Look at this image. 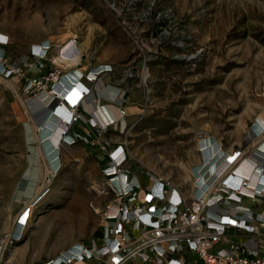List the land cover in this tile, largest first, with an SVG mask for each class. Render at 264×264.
Segmentation results:
<instances>
[{
  "label": "rangeland",
  "instance_id": "obj_1",
  "mask_svg": "<svg viewBox=\"0 0 264 264\" xmlns=\"http://www.w3.org/2000/svg\"><path fill=\"white\" fill-rule=\"evenodd\" d=\"M0 32L8 35L11 63L30 61L29 48L41 39L52 41L53 53L73 36L85 58L111 66L101 75L109 73L117 88L116 100L104 102L117 124L98 139L127 145L142 185L149 172L187 189L183 166L199 160L201 136L247 147L253 117L264 109V0H0ZM22 84L0 79V264H34L88 242L105 200L98 192L105 153L96 142L59 144L60 162L50 172L38 154L40 174L24 193L36 144L25 122L38 131L48 112L37 123L33 94ZM83 118L72 125L80 133L88 130ZM40 189L16 235V216Z\"/></svg>",
  "mask_w": 264,
  "mask_h": 264
},
{
  "label": "built area",
  "instance_id": "obj_2",
  "mask_svg": "<svg viewBox=\"0 0 264 264\" xmlns=\"http://www.w3.org/2000/svg\"><path fill=\"white\" fill-rule=\"evenodd\" d=\"M72 38L77 46L76 37L71 36L56 45L53 53V43L47 38L32 43L27 55L30 61L19 64L7 60L9 38L6 33L0 36V79H23L21 91L32 93L33 98L43 99L48 91L53 110L64 105L67 118L59 117L64 122L60 145L96 142L105 153L98 184V192L105 196L98 210L100 234L88 242H72L34 264H138L137 260L139 264H186V251L194 255V264H264L262 130L251 127L247 147L227 148L220 140L201 136L203 144L216 143L218 148L207 173L199 164L192 165L187 189L149 172H145L148 181L142 185L127 145L98 139L117 124L100 98L92 96L87 117L79 111L92 94V83L112 68L97 63L79 69L84 57L79 47L74 53L62 50ZM74 54L78 58L72 64L60 60ZM31 68L40 72L27 76L25 69ZM68 79L80 86L77 92L63 87ZM72 91L75 101L67 96ZM124 111V105L119 106L118 116H124ZM82 118L89 131L85 128L80 133L72 125ZM257 136L259 141L253 142ZM198 149L203 153L201 146ZM222 158L225 164L219 168L216 164ZM246 200L250 204H245Z\"/></svg>",
  "mask_w": 264,
  "mask_h": 264
},
{
  "label": "bare ground",
  "instance_id": "obj_3",
  "mask_svg": "<svg viewBox=\"0 0 264 264\" xmlns=\"http://www.w3.org/2000/svg\"><path fill=\"white\" fill-rule=\"evenodd\" d=\"M32 23H34V22H32ZM28 25H30V24H28ZM4 34L5 33L0 32V36H3ZM76 49H77V46H76L73 38L70 39L62 48L63 52H69V51L71 52L72 51L73 53L76 51ZM77 58H78V55L74 54V55L69 56V58H65V59L61 58L60 60H64L68 64H72L77 60ZM78 68L80 69L81 67H78ZM11 85H12V83H11ZM63 87H66V88L73 87V90L74 91L76 90L75 92H77V90H78L77 88H79L80 86H76V84L74 82H72V81H70V79H68V81L65 83V86H63ZM104 87L105 86H101V88H102L101 90L104 93V95L107 98L116 100L117 96L115 94V91H117V88L113 87V89L109 88V89L103 90ZM74 91L67 94L69 99L72 101L76 100V97H74V94H73ZM44 95L45 96L43 97V99L31 98L30 100H28V102L33 107H37V105L35 103H33V100H39V102L42 104V106L44 108H47L48 111H49V109H51V111L43 119L42 125L38 130L39 132L35 129V124L31 123L32 121L31 122L29 121L30 119H27L28 121L25 122L26 130H24V131H26L27 139H29V141L30 140L36 141V144L29 146L32 148L33 152L29 157L30 163L28 162L29 166H28L27 172H26L27 175L30 177V181H31L30 183L28 182L29 184L27 185L26 189L24 190V193H26V194H30L31 190L34 188V183L40 174V167L37 163L38 154L42 155V157L46 163V166H47L46 170H48L49 172L52 171V169L54 170L56 167H58L59 162H60L58 147H59V137L61 136L60 132H61V129L64 127V122L59 117L67 118V111H66L64 105H62V104H60L57 109L53 110V107L51 104L52 100L49 102V100L51 98L49 95V92L47 91V93H45ZM58 95H59V93H57V96ZM69 95H73V96L71 97ZM38 114H39V112H38ZM120 120H121V126L123 127L125 120H124V118H121ZM262 120L264 122V109H262L261 111L256 113L253 117L254 128H256L259 131L262 130V132L264 134V124L263 125L261 124ZM199 141L200 142L198 145L203 148V153H200V158L195 163L202 166V170H203L202 172H204V174H205L209 171V164L211 163L212 159L214 158V156L216 154L215 152L217 151L218 144H216V143H212V144L208 143V145L203 144V141L201 138ZM44 151H45L46 156H47L46 158L44 155ZM47 158H48L49 162L46 160ZM225 160H226L225 158L220 159V161L216 165L217 166L219 165L218 167L222 168L223 165L225 164ZM199 167H197V168L199 169ZM183 168L185 169V175L189 178L191 176L190 169H186V167H184V166H183ZM200 174L201 173H199V175ZM203 178H204V175H201L200 179H203ZM249 179H251V176H249ZM40 191H41V189L38 190V192L36 191V194H34L31 197V199L27 202V204L24 206V208L16 216V218L14 220V224L15 223L17 224V226L15 225L16 229H17V231L15 232L16 235L21 233V229L24 227V224L28 221L29 214H30L29 209L31 206L30 201H32V199H34L36 197V195L40 193ZM44 195H45V193L35 203H37L41 198H43ZM96 209H97V207H96ZM3 240H5V237L3 239H0V249L2 248V241ZM10 255L11 256L14 255L13 251L10 252Z\"/></svg>",
  "mask_w": 264,
  "mask_h": 264
},
{
  "label": "crops",
  "instance_id": "obj_4",
  "mask_svg": "<svg viewBox=\"0 0 264 264\" xmlns=\"http://www.w3.org/2000/svg\"><path fill=\"white\" fill-rule=\"evenodd\" d=\"M97 63H100V62H96L95 60H91V59H89L88 60V58H82V60L80 61V63H79V65L77 66V67H81L80 69H83V68H88V67H90V66H92V65H96ZM101 79V80H100ZM98 84V85H97ZM98 86V87H97ZM101 86H105L104 88H106V87H108V88H112L113 89V87L112 86H114V84L112 83V78H111V76L109 75V73L107 74V73H105V74H103V76L102 75H100V77H99V79L97 80V81H95V82H93L92 83V85H91V92H92V94L91 95H89L88 97H86V99H85V103H84V105H82V107H80V109H79V111H81L80 113H82V115L83 114H85V115H87V114H89V111H90V109H91V107L93 106L92 104H91V100H92V96H95V97H99L100 98V103H104L105 101H107L109 98H107L105 95H104V93L102 92V88H101ZM104 88H103V90H104ZM124 96V95H123ZM33 103H35L36 105H37V107H35L36 109L38 108V112H39V114H38V112H36V114H37V119H36V121H37V123H39L40 122V120L44 117V115L47 113V111H48V109L47 108H44L43 106H42V104L39 102V100H33ZM100 103H99V107H100ZM105 104V108L104 109H107L108 110V112H109V114L111 115V116H115V110L114 109H112L110 106H109V104L108 103H104ZM84 106V107H83ZM100 108H103V107H100ZM100 108L99 109H97V113H98V115H99V111H100ZM261 121V120H260ZM261 124L263 125L264 124V122H263V120H262V122H261ZM259 139H260V137L259 136H257V137H254V139H253V142H258L259 141ZM212 140H214V138L212 137ZM232 148V147H231ZM247 201V200H246ZM246 201H244V202H246ZM104 204V201H103V203H102V205ZM245 204H247V203H245ZM96 234H95V236H98L100 233H99V231H100V229L97 227L96 228ZM185 256L188 258V260H189V256H193L194 257V255L191 253V252H188V251H186L185 252ZM137 262L139 263V260H137ZM137 264V263H136ZM186 264H193L192 262H190V260L186 263Z\"/></svg>",
  "mask_w": 264,
  "mask_h": 264
},
{
  "label": "trees",
  "instance_id": "obj_5",
  "mask_svg": "<svg viewBox=\"0 0 264 264\" xmlns=\"http://www.w3.org/2000/svg\"><path fill=\"white\" fill-rule=\"evenodd\" d=\"M6 52H7V50H6Z\"/></svg>",
  "mask_w": 264,
  "mask_h": 264
}]
</instances>
